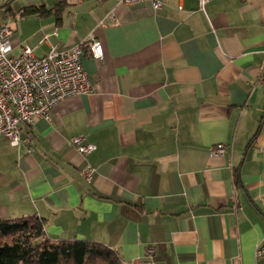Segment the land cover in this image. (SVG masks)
I'll return each instance as SVG.
<instances>
[{"label": "crops", "instance_id": "0c3cea01", "mask_svg": "<svg viewBox=\"0 0 264 264\" xmlns=\"http://www.w3.org/2000/svg\"><path fill=\"white\" fill-rule=\"evenodd\" d=\"M60 1L0 0L12 55L102 50L83 48L91 91L22 125L17 147L0 136V218L36 215L119 264H149V247L155 264H264V0Z\"/></svg>", "mask_w": 264, "mask_h": 264}, {"label": "built area", "instance_id": "2783aa9c", "mask_svg": "<svg viewBox=\"0 0 264 264\" xmlns=\"http://www.w3.org/2000/svg\"><path fill=\"white\" fill-rule=\"evenodd\" d=\"M140 1H149L154 9L161 7L159 0H121L125 5ZM210 0H197L201 9ZM107 20L114 21L112 14ZM13 29L6 22H0V136H4L9 145L17 147L21 143L22 125H32L35 118L49 119L51 110L61 100L88 93L92 89L91 82L82 65V52L88 44L94 58L102 57L99 41L89 37L66 50L51 47L44 56H36L32 47L23 42L20 53L12 55ZM77 152L87 154L95 145L82 135L72 136L69 140ZM224 145L217 144L211 155L224 153ZM93 168L87 165L81 175L89 182ZM264 248L256 251L258 258ZM154 248L145 250L149 264H155L151 257Z\"/></svg>", "mask_w": 264, "mask_h": 264}, {"label": "trees", "instance_id": "16d2710c", "mask_svg": "<svg viewBox=\"0 0 264 264\" xmlns=\"http://www.w3.org/2000/svg\"><path fill=\"white\" fill-rule=\"evenodd\" d=\"M45 12L42 5L22 9V14ZM43 226L36 215L0 218V264H119L117 254L104 244L86 239L51 240Z\"/></svg>", "mask_w": 264, "mask_h": 264}, {"label": "rangeland", "instance_id": "374dc122", "mask_svg": "<svg viewBox=\"0 0 264 264\" xmlns=\"http://www.w3.org/2000/svg\"><path fill=\"white\" fill-rule=\"evenodd\" d=\"M12 1H15V5H16V3L17 4H22V3H25V4L28 3L29 4V3L35 1V2L46 4L47 6H51L60 0H12ZM1 2H4V1H1Z\"/></svg>", "mask_w": 264, "mask_h": 264}]
</instances>
